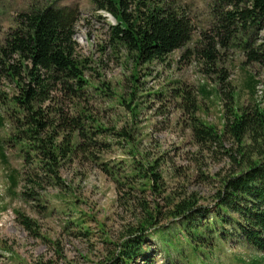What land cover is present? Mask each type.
<instances>
[{
  "label": "rangeland",
  "instance_id": "374dc122",
  "mask_svg": "<svg viewBox=\"0 0 264 264\" xmlns=\"http://www.w3.org/2000/svg\"><path fill=\"white\" fill-rule=\"evenodd\" d=\"M166 1L190 16L196 27L193 40L164 61L141 64L111 39L116 20L98 9L94 0H0V43L17 26L21 12L51 5L78 8L75 39L89 61L90 109L105 127L131 134L127 141L110 136L111 147L98 151L95 159L81 154L67 163L61 170L64 188L44 184L33 194H25L24 159L19 149L5 142L11 129L0 105V116L5 117L0 128L4 148H0V264H107L147 210L159 221L151 231L167 228L175 220L168 213L182 198L197 194L201 204L215 207L224 179L239 170L227 152L230 149L242 159V153L236 152L238 145L226 139L222 146L203 149L193 137L180 101L178 105L171 95L177 81L194 86L199 90L198 115L223 129L218 84L203 74L196 56L185 55L203 31L210 32L212 2ZM223 61L236 86L237 106L259 103L264 107V99L257 96L258 85L264 84V67L244 64V54L234 48L225 53ZM0 91L11 92L12 88L1 80ZM152 168L160 173V182L141 176ZM13 174L16 184L10 180ZM19 213L34 221L35 232L23 226ZM174 232L171 245L164 236L149 241L154 264H264V251L235 237L216 238L214 245L196 251L180 230ZM132 264H143V260Z\"/></svg>",
  "mask_w": 264,
  "mask_h": 264
},
{
  "label": "trees",
  "instance_id": "16d2710c",
  "mask_svg": "<svg viewBox=\"0 0 264 264\" xmlns=\"http://www.w3.org/2000/svg\"><path fill=\"white\" fill-rule=\"evenodd\" d=\"M94 2L115 18L111 39L134 54L137 63L164 61L193 40L196 27L190 16L166 0ZM211 2L210 32L203 31L185 55L196 56L203 74L218 84L224 107L223 129L198 115V89L194 86L177 81L171 95L178 105L180 101L193 137L203 149L222 146L226 139L238 145L236 152L242 153V159L230 149L227 152L239 170L224 179L215 207L201 204L197 194L182 198L169 211L168 217L175 220L167 228L151 231L159 221L147 210L107 264H132L139 259L143 264H154L149 241L164 236L171 245L176 229L196 251L214 245L216 238L227 240L229 236L264 251V107L259 103L237 106L236 86L223 61L225 53L234 48L244 54V64L264 67V0ZM79 15L78 8L72 6L32 8L18 14L17 26L0 43V81L5 80L12 88L11 92L0 91V105L11 129L5 142L19 149L24 159L25 194H33L44 184L64 188L61 170L67 163L81 154L95 159L98 151L111 147L108 138L112 135L126 141L131 137L125 129L102 125L90 109L89 61L81 55L75 39ZM4 123L5 117L0 116V128ZM0 148L4 150L1 141ZM2 157L7 160L4 151ZM135 168L143 171L138 164ZM141 176L161 180L154 168ZM10 178L16 184L15 175ZM19 215L23 226L32 232L34 221Z\"/></svg>",
  "mask_w": 264,
  "mask_h": 264
},
{
  "label": "built area",
  "instance_id": "2783aa9c",
  "mask_svg": "<svg viewBox=\"0 0 264 264\" xmlns=\"http://www.w3.org/2000/svg\"><path fill=\"white\" fill-rule=\"evenodd\" d=\"M262 88L264 89V84L261 85L259 84L257 87V96H259L261 99H264V95H263L264 91Z\"/></svg>",
  "mask_w": 264,
  "mask_h": 264
}]
</instances>
